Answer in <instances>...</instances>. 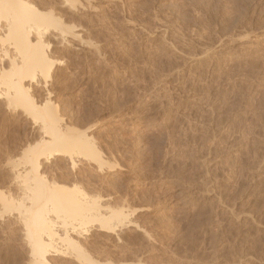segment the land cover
Here are the masks:
<instances>
[{
    "label": "rangeland",
    "instance_id": "374dc122",
    "mask_svg": "<svg viewBox=\"0 0 264 264\" xmlns=\"http://www.w3.org/2000/svg\"><path fill=\"white\" fill-rule=\"evenodd\" d=\"M32 2L81 38L47 35L54 69L25 83L32 98L54 103L63 126L90 131L118 164L76 176L56 157L39 172L129 207L113 232L63 228L50 212L58 233L84 228L71 237L104 264H264V0ZM4 101L0 193L22 212L33 204L15 176L30 171L25 150L44 133ZM2 195L0 264H34L22 214L5 211ZM54 243L70 254L52 253L49 264H79Z\"/></svg>",
    "mask_w": 264,
    "mask_h": 264
},
{
    "label": "bare ground",
    "instance_id": "6f19581e",
    "mask_svg": "<svg viewBox=\"0 0 264 264\" xmlns=\"http://www.w3.org/2000/svg\"><path fill=\"white\" fill-rule=\"evenodd\" d=\"M32 1L0 0V100L6 101L8 109L21 110L27 117L28 115L30 118L32 117L36 124L39 122L41 123L40 127L42 126L41 129L44 134L41 140L34 143V145H27L28 147L25 150V163L30 165V171L25 175L17 173L16 175L18 176H15L19 179V182L21 181L24 184L25 190H23L26 191L24 196H27L26 198L31 200L33 205L31 208L24 209L22 213L21 208L25 207L22 203L14 206V204H11L10 199L8 201V199L6 200L3 197V193H0V195L5 201V211H10L15 207L22 214V220L28 229L26 236L28 239H26L31 245L34 264H49L48 256L52 253L70 254L67 250L62 251L54 245L57 240L65 243L66 248H70L68 250L72 251L71 254L76 255L79 264H104L95 261L91 254L86 252L85 247L83 248L78 239L75 240L71 237L70 232L80 237V235L87 232L84 228L80 230L79 226H72L69 232L64 231V234L61 235L55 227L57 224L54 225V222L48 216L50 212L55 213L57 218L59 217L63 221L61 223L64 226L63 228H68L73 224L69 225V221L70 223L71 221H79L80 227H85L87 224H97L100 230L113 232L126 223L128 219L126 209L129 207L127 208L128 203L124 202V200L123 202L120 200L121 203L117 201L118 199L116 200L117 202L114 201L115 205H110L108 202L104 204L106 199L103 201L102 197L89 196L88 192L86 193L85 189L81 188V182L79 185L74 186L73 184L74 187L67 188L52 181L48 182L42 176L43 174L41 175L39 172L41 160H54L56 157L67 158L70 162L71 171L75 174L81 171L80 167L92 173L96 169L91 164H95L97 171H100V173L105 169L113 172L114 170L116 171L118 164L116 165L113 162L114 164L112 165V162L110 163L109 158L111 155L109 156V154L111 153L107 154L105 152V146L102 147L97 140L98 138L90 134V131H86V129L81 131V129H76L70 124L69 126L65 124L63 126L64 119L61 116V118L59 117L58 108L54 106V103L45 101L43 104L38 105L32 98L30 86L35 83L39 85L41 79L46 80L47 77L49 78L51 70L54 69L55 62L50 58V44L47 42L48 34H51L52 30L58 29L57 31H60L56 36L63 41H66L68 36L74 39L80 37L78 33L74 32L72 26L73 29L69 27L71 29L69 30L68 27L64 28L62 22V28L61 22L59 23V20L56 21L57 18L54 17L55 14H52L51 9L50 12L40 11ZM63 1L65 2L64 5L73 6L77 0ZM26 82L30 83V86H26ZM73 173L71 176L74 175ZM84 177L86 176L84 175ZM87 185L89 184L87 183ZM41 235H45V238L41 237Z\"/></svg>",
    "mask_w": 264,
    "mask_h": 264
}]
</instances>
